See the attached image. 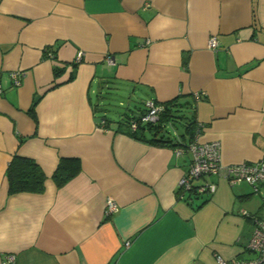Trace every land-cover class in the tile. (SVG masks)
<instances>
[{
	"label": "crops",
	"instance_id": "1",
	"mask_svg": "<svg viewBox=\"0 0 264 264\" xmlns=\"http://www.w3.org/2000/svg\"><path fill=\"white\" fill-rule=\"evenodd\" d=\"M146 99L175 100V114L188 116L171 118L176 136L194 121L192 140L182 139L218 141L223 165L264 158V0H0V264L254 256L248 239L264 221V196L208 174L195 182L215 184L208 199L189 197L179 180L190 153L118 124ZM14 154L41 167L42 192L8 193ZM62 158L80 168L58 185Z\"/></svg>",
	"mask_w": 264,
	"mask_h": 264
},
{
	"label": "built area",
	"instance_id": "2",
	"mask_svg": "<svg viewBox=\"0 0 264 264\" xmlns=\"http://www.w3.org/2000/svg\"><path fill=\"white\" fill-rule=\"evenodd\" d=\"M207 46L215 50L217 47L216 35L211 36L207 42ZM75 62H79L83 53L76 52ZM50 54V53H49ZM51 55V54H50ZM105 60L109 64H113L114 60L111 55H106ZM20 72H11L14 85L20 84ZM146 112L140 117V122H157L158 115L162 109V105L156 103L154 99H146L144 102ZM137 123L131 124V129H135ZM183 151L190 153V161L187 165V171L179 180V187L182 191H190L195 189L199 193L208 194L215 189L213 182L203 183L194 188L196 179L208 174L222 175L229 183H247L251 190L264 196V158L256 162H241L232 165H223L221 161V144L218 141H207L206 143L198 142L197 139L189 142L186 147H177L176 153L182 154ZM105 213L110 214L117 211L116 202L108 198L104 207ZM254 230L252 231L247 248L254 253L253 257L248 258H232L225 259L217 256V264H264V221H255ZM8 259H12L11 256Z\"/></svg>",
	"mask_w": 264,
	"mask_h": 264
},
{
	"label": "trees",
	"instance_id": "3",
	"mask_svg": "<svg viewBox=\"0 0 264 264\" xmlns=\"http://www.w3.org/2000/svg\"><path fill=\"white\" fill-rule=\"evenodd\" d=\"M61 71L60 68L55 67V75ZM145 102V101H144ZM162 109L158 115L157 122H140V117L143 116L146 112V106H144V112L136 115L125 114L127 119H121L118 121V124H124L128 129V133L131 136H135L137 138L142 139L144 135H142L146 130L153 132V137L150 141L153 142H161L168 146H177V147H186L189 142H191L194 133L192 132L194 126V121L184 126L182 134H180V138L176 136L175 133L178 129L176 123L171 121V118H183L185 117V113L181 115H176V111L179 109L176 107L177 103L175 100H170L169 102L163 103ZM30 115L36 119L32 110H29ZM126 113V112H125ZM188 117V116H186ZM177 120V119H176ZM168 126V123H170ZM178 121V120H177ZM135 122L137 126L135 129H131V124ZM102 126H107L106 121H100ZM198 129V128H197ZM174 132L171 135L170 132ZM189 131L192 135L190 136V141L185 142L182 137L184 136V132ZM177 137V138H175ZM37 162L27 156L14 154L9 163L7 164L5 170V177L7 178V189L8 193H18V192H33L40 193L44 190L45 187V179L46 176L41 169V167L36 164ZM80 168L79 162L77 158H62L58 162V165L55 171L52 174L53 179L56 181L58 185H63L67 180L72 178L75 173L78 172ZM194 188H196V184L194 183ZM189 197L201 198V200L208 199L209 195L204 193H199L195 189L188 191Z\"/></svg>",
	"mask_w": 264,
	"mask_h": 264
},
{
	"label": "rangeland",
	"instance_id": "4",
	"mask_svg": "<svg viewBox=\"0 0 264 264\" xmlns=\"http://www.w3.org/2000/svg\"><path fill=\"white\" fill-rule=\"evenodd\" d=\"M100 95V94H99ZM101 96H103V97H107V95L105 94V93H103V94H101ZM107 103V102H106ZM127 105V103L126 104H123V103H121V104H119V101H115L114 103H113V105H112V108H113V110L115 111V112H117V113H121V112H124V109H126V106Z\"/></svg>",
	"mask_w": 264,
	"mask_h": 264
}]
</instances>
